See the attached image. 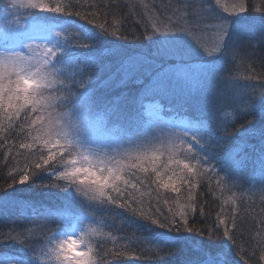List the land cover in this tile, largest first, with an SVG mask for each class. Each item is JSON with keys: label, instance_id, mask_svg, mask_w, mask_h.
Masks as SVG:
<instances>
[{"label": "trees", "instance_id": "16d2710c", "mask_svg": "<svg viewBox=\"0 0 264 264\" xmlns=\"http://www.w3.org/2000/svg\"><path fill=\"white\" fill-rule=\"evenodd\" d=\"M6 2L7 0H0V22L5 17ZM43 2L52 3L53 0H43ZM63 2L85 13L96 12L98 19L94 20V24L104 23L105 20L108 24H113L115 21V26L129 37L123 40L116 36L102 35L94 24H89L77 16H64L25 8H23L27 12L25 16L21 15L20 10L12 16H7V19L13 20L15 24L24 23L27 18H34L35 22L40 24L68 25L76 34L75 40L87 45L78 46L75 41L73 44L66 43L65 37L61 38L62 44L72 49L70 51L68 47L64 48L67 58L73 55L80 63L76 72L81 75L91 72V79L83 89L78 90V96L75 98L84 104L90 121L87 131L81 134L82 143L111 148L144 141L149 136L156 135L157 129L160 132L167 130L172 124L166 122V118L162 116L166 117L173 112L176 114V119L184 117L197 121L203 130L200 131V136L207 137L210 142L217 141L220 139V133L217 128L216 113L213 112L214 107H204L200 97L193 93L192 88L188 87L182 78H175L163 72L165 67L189 61H209L211 65L216 62L218 64L208 72L219 77L224 75L226 81H223L226 82L225 88L228 92L227 99L223 100L222 97L219 101L218 107L222 109L219 123L233 132L237 126L243 125V127L233 136L226 138L227 142L218 156L213 155L209 158L213 160L221 174H225V168L231 165L226 179H238L240 186H234L235 181H228L227 187L217 190L216 195L212 196L208 192L207 184H202L198 189L203 193L199 203L203 205L205 215L201 216L198 209L197 213L189 216V222L190 226L203 230L205 234L200 236L196 232H175L153 225L150 220L112 204L85 206L72 190L59 191L50 187H39L38 185L54 182L63 186V181L53 180L50 169L48 172L34 171L24 184L13 183L12 177L18 181L19 170L35 157L29 155L27 150L15 146L11 147L9 153V145H5L0 147V232H11L15 235L29 228L35 230L36 225L30 221L46 224L50 231L47 222L55 220L60 222L58 234L62 236L75 234L83 223L90 221L93 222L90 228H95L103 234L110 233L116 237L119 246L133 250L134 255L110 260L109 264H244L242 255L250 259L251 264H264V261L259 260L261 248L264 247V244H261V241H264V230L254 227L256 220L247 214L241 223L240 231L236 234L239 248L228 240L216 239L215 236L209 240L206 231L207 227H214L216 215L221 208L225 209L226 218L230 221L232 205L224 201L232 197L234 192L241 211L255 203L256 213H259L258 183L264 179L260 164L264 150V142L260 136L261 130H264V97H250L251 90L246 87L250 84H258L259 81L249 80L246 77L259 76L264 72V47L260 44L261 35L264 34V13L249 8L247 12L229 15L222 7L216 6L215 0H204L206 4L212 6L214 14L229 21L230 27L245 24L261 30V35L254 38L256 44L252 43L253 40L248 36L243 35L234 40L236 42L234 47L233 44H224L221 52L209 56L194 54L190 58H181L169 44L170 35L158 34L147 39H135V36L143 35L144 24L149 23L144 15L146 9L141 5L140 0H134L135 14L129 12V0H118L119 7L113 6L111 10L103 7L105 0H87V3L85 0H63ZM236 2L237 0H221L222 5L229 7ZM93 3L99 10L90 7ZM143 3L149 6V11L155 13L158 18L156 22L161 27H184V21L177 20L172 11L174 7L183 4L184 0H143ZM106 11L107 16H105ZM168 16H172L171 22L168 21ZM193 19L192 16L188 17L189 27ZM142 20L143 23L140 22ZM52 29L63 31V28L59 27ZM248 41L251 43H246ZM62 44L58 43V47L61 48ZM62 54L64 52L60 51L57 55L62 57ZM220 58L224 59L221 63L218 62ZM61 74L69 73L65 69ZM176 91L180 96L173 94ZM259 93L260 89L257 88L256 95L258 96ZM158 96L165 104L161 112H158L159 109L156 107H148ZM245 97H249L253 105L251 113L254 118L250 123L247 113L242 114ZM234 108L239 109L242 115H237L233 111ZM156 111L161 117L155 115ZM4 135L8 133L5 132ZM11 135L15 137L16 133L12 132ZM18 142L14 139L12 145ZM160 142L167 143L166 139L153 141L154 144ZM238 150L247 154L243 167L235 164ZM56 167L61 166L56 165ZM8 184H12V187L8 188ZM152 187L151 196L143 197V205L133 204V207H142L152 215V218L163 220L164 216L170 215L168 207H175L174 204L165 206L162 202L163 198L167 197L171 200L175 194L161 190L158 204L155 185ZM241 192L245 193L243 202L239 199ZM137 198H140L139 195ZM157 207L160 209L159 212ZM100 240L106 241L109 248L113 246L112 240L108 239L107 235H92L94 247ZM156 245L165 248L159 255L152 251ZM240 248L244 250L243 254ZM168 249H174L172 254H167ZM253 252L255 255H252ZM9 262L35 264L28 250L0 237V264H9Z\"/></svg>", "mask_w": 264, "mask_h": 264}, {"label": "snow or ice", "instance_id": "6c2138e0", "mask_svg": "<svg viewBox=\"0 0 264 264\" xmlns=\"http://www.w3.org/2000/svg\"><path fill=\"white\" fill-rule=\"evenodd\" d=\"M140 3L146 9L144 15L149 23L144 24L143 35H137L135 39H147L158 34L169 35L181 32L195 40L205 54L211 55L223 50L224 43L221 42L220 37L229 35L230 25L225 19L215 16L212 6L206 4L204 0H184L183 4L172 9L177 20L184 21L183 28L161 27L156 22L158 18L155 13L148 10L149 6L144 4L143 0H140ZM215 4L217 7H222L223 11L228 12L229 15L247 12L249 8L264 13V0H250V2L249 0H237L230 7L222 5L221 0H215ZM83 6L81 5V7ZM113 6L119 7L118 0H105L103 5L105 9L109 10L113 9ZM135 6L134 0H129L130 13L135 14L133 12ZM90 7L98 9L95 3ZM21 8L77 16L89 24H94V20L98 19L96 12H82L71 4L64 3L63 0H53L52 3H44L43 0H7L4 5L5 17L0 22V38L15 31L14 21L7 19V16L18 13ZM107 15L106 11L105 16ZM189 16L194 18L191 27H189ZM167 19L171 22L172 16H168ZM212 20L216 22H205ZM140 22L143 23V20ZM94 27L98 28L102 35L116 36L123 40L129 39L115 26V21L113 24H108L105 20L104 23H95ZM31 31L34 34H39L43 29L40 26H32ZM209 33H211L210 39H208ZM69 35L76 36L75 33H69ZM56 36L61 37L62 34L56 33ZM31 39L33 38L28 40ZM75 42L78 46H87L78 40ZM260 44L264 47V34L261 35ZM34 47L37 46L31 43L26 44L27 54L13 53L4 58L5 62H0V69H2V73H0V147L9 145L10 153L11 147L15 146L18 149L27 150L29 155L35 157L19 170L18 181L12 177L13 183L24 184L34 171L50 169L54 172L55 181L64 182L63 186L59 183H52L51 187L63 188L75 185L77 191L89 200L99 201L101 204L109 203L130 210L133 214L150 220L151 224L170 231L196 232L203 236L204 231L190 226L189 222V216L197 213L198 209L201 216L205 215L204 207L199 203L200 197L203 195L198 191L200 186L207 184L208 192L212 196L216 195L217 190L227 187L228 181H235L234 186H240L238 179H226L231 165L225 168V174H221L209 157L218 156L223 151L224 144L227 142L226 138L233 136L240 129L233 132L225 127L220 134V139L214 142H202L203 136H190L186 131L180 134L182 138H178V136L175 139L169 138L167 143L154 144L153 141H157L159 136H149L143 141V147H132L123 153L106 156L104 157L105 162L98 166L83 164L81 161L88 157L83 152L77 154L70 151L72 141L68 139L67 125H71L72 129L81 134L88 129L90 121L85 112V106L75 98L78 96V90L83 89L91 79V72L81 75L66 68L69 74L63 75L60 68L52 67L61 48H57L54 44L52 46L40 45L38 51L34 52ZM233 54L235 58L234 48ZM2 55L0 54V57ZM29 62H34V65L39 69L38 77L12 74V68ZM246 79L259 81L258 84H250L246 87L251 90L250 97H264V72H261L259 76L251 75ZM257 88L260 89L258 96L256 95ZM244 103V112L253 119L252 101L249 97H245ZM66 107L70 110L65 111ZM62 122L65 125L63 130L57 127ZM5 132L8 135H4ZM12 132L16 133L15 137L11 135ZM157 133L161 134L162 132L157 129ZM260 136L264 142V130H261ZM189 137L190 139H188ZM14 139L19 141L18 144L12 145ZM246 155V152L238 150L235 164L243 167ZM58 161L62 164V170L57 171L55 166ZM260 164L261 170L264 172V150H262ZM89 185L92 187L89 188ZM153 185H155L158 204L160 203L161 190L175 194L171 200L167 197L163 198L162 202L165 206L175 205L174 208L168 207L170 215L164 216L163 220L152 218V215L144 211L142 207H133V204L143 205V197L151 196ZM7 187L11 188L12 184H8ZM258 192L259 213H256L257 205L255 203L241 211L235 192L232 197L225 200V203L232 205L231 219L229 221L226 218V211L221 208V211L216 215L214 227L209 226L206 229L208 239L211 240L214 236L216 239H226L233 246L239 248L236 234L240 231L245 214L256 220L254 227L264 230V179L258 183ZM244 197L245 193L241 192L239 197L241 202ZM159 211L160 209L157 207V212ZM30 222L36 225L35 230L29 228L25 229V232L15 235L9 232L6 237L29 248L41 240H47L50 232L47 225L39 224L37 221ZM89 231L96 236L107 235V238L112 240L113 246L109 248L106 241L100 240L97 241L95 247L89 246L79 255L59 251L57 258L62 264H109L110 260L130 254L134 255L131 248L119 246L116 237L110 233L103 234L95 228H90ZM261 244H264V241H261ZM164 249L162 246L156 245L152 251L159 255ZM168 250L167 254L169 255L174 251V249ZM77 251L79 252V250ZM243 251L240 248L241 254ZM252 255H255V252ZM242 259H244V264H251L250 259L244 258L243 255ZM259 260L264 261V247L261 248ZM9 264H18V262H9Z\"/></svg>", "mask_w": 264, "mask_h": 264}, {"label": "rangeland", "instance_id": "374dc122", "mask_svg": "<svg viewBox=\"0 0 264 264\" xmlns=\"http://www.w3.org/2000/svg\"><path fill=\"white\" fill-rule=\"evenodd\" d=\"M21 15H26L27 12L25 9L21 8ZM217 16L216 14H214ZM194 21V19H193ZM205 22H212L215 23V20L212 21H205ZM15 24V23H14ZM32 26H45V24H40V22H35L34 18L28 19V25L26 26L25 30L23 32L17 30L9 33L6 37L0 38V47L5 48H18L22 42L34 38L36 36H40L41 38L45 39L48 43L54 44L56 46H59V44H62V37H55L54 32L57 30L50 29L49 31H42L39 34H34L31 29ZM183 28V27H179ZM171 36V40H169V44L172 45V48L176 50L178 53V57H185L190 58L194 54H199V56H209L208 54H205L197 45L196 41L193 40L191 37L187 36L184 33L177 32L174 34H169ZM248 36L251 40H253L252 43H255L254 38L261 35V30L255 29L252 26H248L245 24L240 25H234L229 28V35L226 37L225 44H234V40L241 38L240 36ZM211 34L209 33L208 39H210ZM251 43V42H246ZM256 44V43H255ZM71 46V45H70ZM68 47V46H67ZM62 44L61 48H67ZM71 51L72 49L68 47ZM65 49L61 50L64 52L62 54V57H57L54 59V64L56 67L60 68L61 71L65 70L66 68L69 70L76 71L78 69V66H80V63L76 59L75 56L71 55L70 58H67V54H65ZM202 53V54H200ZM217 60V59H216ZM214 60V61H216ZM224 60L222 58L219 59V63ZM230 64H233L232 61H229ZM216 62H214L211 65V62L207 61H196L192 62L189 61L184 64L174 65L170 67H165V74L172 75L175 78H182L183 82L188 85V87L192 88L193 93L200 97V99L203 101L204 107H214L213 112L215 113V109L219 108V101L220 99L223 100L227 99L228 92L225 88L226 82H224L220 77L215 74H210L208 71H211L214 66H216ZM212 75V76H211ZM160 90V89H159ZM159 90H156L157 92ZM173 94L180 96V94L176 91L173 92ZM161 97V96H160ZM157 99V100H156ZM161 103H159V102ZM159 103V104H157ZM158 105V107H157ZM165 106L161 99L155 98L153 102L150 103L148 107H156L159 109L158 112H161V109ZM168 108V107H166ZM157 111L155 112V115L157 117H161L160 113ZM166 122L172 124L167 130H162L161 134L159 135V139H166L168 142L169 138L175 139L176 136L180 135L183 131L188 132V134L191 135H200V131H203L199 123L197 121H192L188 118L179 117L176 119V114L170 113L166 117ZM162 120V119H160ZM190 139V137L188 138Z\"/></svg>", "mask_w": 264, "mask_h": 264}, {"label": "clouds", "instance_id": "9594fccd", "mask_svg": "<svg viewBox=\"0 0 264 264\" xmlns=\"http://www.w3.org/2000/svg\"><path fill=\"white\" fill-rule=\"evenodd\" d=\"M28 9L39 10V9H33V8H28ZM64 16H67V15H64ZM225 20L227 21V23H229L227 19ZM27 25H28V18L25 19L24 23L15 24L14 28L17 31L23 32ZM58 27L63 28V31H55L54 32L55 37H57L56 33H61L64 37H66V39H64L66 43L75 41V36L69 35V33H74V32L70 30V27L68 25L41 26L43 31H49L52 28H58ZM220 40L222 43L225 44L226 36L221 35ZM29 43L33 44L34 46H37L33 48L34 52L38 51V46L40 45H46V46L53 45L51 43H48L45 39L41 38L40 36H36L31 40H26L22 42L18 48L9 49L5 47H0V54H3L2 57H0V62H5L4 58H7L10 54H13V53L19 52V53L27 54V49L25 48V45ZM56 47L59 48L58 46ZM52 67L56 68L55 64H53ZM11 72L13 75L19 74V75L28 76V77H33V76L38 77L39 69L34 65V62H29L27 64H22V65L12 68ZM0 73H2V69H0ZM220 79L226 81L224 75H221ZM64 110L66 111L70 109L66 107ZM233 111L236 112L237 115L241 114L239 112V109L234 108ZM215 113L217 117V128L219 130V133L222 134V132L225 129V127L221 126L219 123V118L222 115V109L216 108ZM242 114H246V113L244 112ZM248 119L251 120L252 117L248 115ZM57 127L63 130L65 125L62 122L58 124ZM242 127L243 125L237 126L236 130L241 129ZM67 128H68V139L72 141V144L70 145V151L76 152L77 154H80L81 152H83V154L88 157V159L81 161V163L83 164L98 166L101 163L105 162L104 157L106 156L123 153L125 150L132 148V147H143V141L134 142L132 144H121L119 146H114L111 148H108L102 145H95V146L85 145L81 141V133L72 129L71 125H67ZM156 135L159 136L160 134L157 133ZM61 138L63 139V137ZM178 138H182V137L178 135ZM206 141H209V139L207 137H203L202 142H206ZM56 165H60L62 167V164L59 161L57 162ZM61 167L55 166V169L58 171L61 169ZM42 171L48 172L49 170H42ZM50 174L54 180V172L52 170ZM51 184L52 183L47 184V185H38V186L39 187H50L52 189H56L59 191L72 190L81 199V201L85 204V206H99V205L104 206L105 204L110 205L109 203L101 204L99 201L87 199L85 196L81 195L77 191V186L75 185L61 188V187H51ZM88 187L91 188L92 186L89 185ZM91 223L93 222L89 221V222L83 223L80 229L75 234H65L61 236L58 234V231L60 228V222H57L55 220L48 221L47 224L51 228V230L48 234L47 240H41L38 244L33 245L31 248L21 245L15 240L8 239L6 237L7 233L0 232V237H2L6 241H13L19 244L22 248L28 250L34 259L35 264H62V262L57 258V254L59 251H64L69 254L79 255L80 252L86 251L89 246H93L92 233L89 231ZM61 246H63V248H61ZM77 250H79V252Z\"/></svg>", "mask_w": 264, "mask_h": 264}]
</instances>
